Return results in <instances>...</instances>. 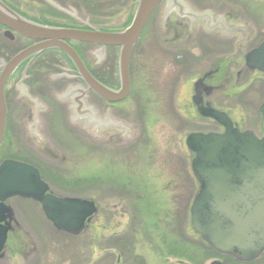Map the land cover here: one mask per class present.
Returning a JSON list of instances; mask_svg holds the SVG:
<instances>
[{
  "label": "rangeland",
  "instance_id": "374dc122",
  "mask_svg": "<svg viewBox=\"0 0 264 264\" xmlns=\"http://www.w3.org/2000/svg\"><path fill=\"white\" fill-rule=\"evenodd\" d=\"M4 1L28 19L42 24H78L68 15L69 18L57 16L53 7L45 5V0ZM48 1L94 29L119 32L130 23L137 0ZM183 1L201 9L213 8L223 14L241 10L243 15L264 17V0ZM159 15L155 11L133 52L130 98L124 108L121 106L123 110L119 115L123 121L112 120L120 128L111 126L103 130L105 133L109 131L106 134L95 133L93 126L82 124L83 121L72 115L73 103L68 101L69 96L67 101H58L66 90L61 93L54 90L57 100L54 102L45 94L44 88L53 90L59 84L47 78L45 73L43 76L31 73L29 83L35 96H31V100L39 106V111H48L41 117L53 153L57 155L56 159L47 157L52 164L43 167L52 174L47 180L57 193L93 201L98 212L85 230L74 237L55 231L40 214L33 213L28 219L24 218L26 228L22 232L31 238L35 247V256L28 264H186L177 257L164 254L169 245L166 244L165 249L159 237L167 234L165 231L168 232L165 239L169 238L170 243L175 241L180 246L175 254L187 249L186 255L192 251L194 257L199 255V248L195 245L200 239L193 237L195 233L189 217L198 186L191 174L192 156L186 149L185 138L190 133L211 131L212 126L183 112L189 103L191 61L188 53L172 48L175 45L169 44L170 37L164 38L168 43L162 42V17ZM257 24L261 26L264 22L257 21ZM25 44L23 41L7 42L0 31V66L4 63L3 57L10 58ZM79 50L85 54L87 47ZM51 54L44 55L48 64L53 60ZM96 54V51L91 57L85 54V62L89 67H101L104 74L109 73L112 85L118 87V50H105L102 57ZM39 78L45 83L36 84ZM14 83L8 86L6 97L8 128L12 133L16 129L21 131L17 110L25 102L20 91L17 90L18 99L14 96ZM172 111L179 116L173 117ZM125 129L128 133L119 139ZM93 135L102 139L97 140ZM17 136L6 151L0 149V161L22 149L21 139ZM112 138L111 145L103 144ZM97 147L107 148L101 151L99 160L94 155ZM199 258V264H210L214 260L238 264L215 254L203 253ZM18 261L12 260L10 264H19ZM256 264H264V254Z\"/></svg>",
  "mask_w": 264,
  "mask_h": 264
},
{
  "label": "water",
  "instance_id": "95a60500",
  "mask_svg": "<svg viewBox=\"0 0 264 264\" xmlns=\"http://www.w3.org/2000/svg\"><path fill=\"white\" fill-rule=\"evenodd\" d=\"M162 0H138L131 22L121 32H101L83 23L76 16L51 4L58 11L71 16L82 29L40 25L17 15L0 2V26L5 36L12 33L38 43L21 51L2 66L0 74V143L3 139L6 106L4 86L14 70L27 58L48 50H59L73 63L87 90L103 100L116 103L130 92L129 62L132 50L139 41L146 23ZM165 18L176 20L188 16L200 19L183 0H167ZM178 15L179 18H176ZM182 20V19H181ZM182 22V21H180ZM68 43H87L119 49L117 70L119 89L109 90L97 83ZM81 92V95H84ZM77 103V102H76ZM81 103L74 108L79 111ZM264 122V105L260 109ZM203 115L225 127L222 134L191 133L186 137L187 150L193 154L191 172L198 184L189 215L193 231L213 251L242 262L255 261L264 252V134L239 133L223 114L205 111ZM48 188L32 167L6 160L0 165V216L9 215L2 206L6 198L19 197L41 205L48 221L56 231L78 236L86 222L96 213L92 201L77 198H57L45 195ZM2 221V220H1ZM7 229L0 232V250ZM211 264H221L214 261Z\"/></svg>",
  "mask_w": 264,
  "mask_h": 264
},
{
  "label": "flooded vegetation",
  "instance_id": "af4514ba",
  "mask_svg": "<svg viewBox=\"0 0 264 264\" xmlns=\"http://www.w3.org/2000/svg\"><path fill=\"white\" fill-rule=\"evenodd\" d=\"M166 1L163 0L157 7L156 11L160 14L159 18L164 16ZM2 2L18 14L23 15L6 1L2 0ZM187 6L191 10L193 9L192 11L205 14L200 19H191L185 15L179 21L178 19L175 20L174 17H170L168 20L164 19L165 22L160 19L162 42L168 43L167 40L164 41V38L170 37L169 44L175 45L172 48L188 53L191 61L188 72L190 75L188 79L190 80L188 87L189 103L183 112L212 126L211 131L208 132L224 133L225 131V127L222 128L203 115L205 111L212 110L223 114L230 121L234 130L241 133L249 132L261 138L264 133L263 115L260 111L264 105V25H258L257 21L264 22V17L253 14L243 15L241 10H238L237 13L223 14L222 11L213 8L201 9L194 5ZM53 12L55 13V11ZM55 14L59 15L58 13ZM176 18H179L178 15H176ZM0 31H2V38L9 43H19L21 41L26 43L22 48L16 50L10 58L3 57L4 62L35 44V42L26 41L17 36L9 41L1 27ZM80 47H87L85 54L88 56L95 51L97 52L96 55H99L98 47L76 44L72 46V50L96 82L109 90H117L118 87L115 86L117 84L112 85V78L109 77V73L104 74L101 67H89L84 60L85 54L79 50ZM105 50H109V48ZM47 53H52L53 58L49 64L44 61V55ZM31 73H38L40 76L45 73L47 78H50L55 84H59L53 90L44 88L45 94L49 95L54 102L57 101L56 95L53 94L54 90L57 91L56 89L60 93L65 90L71 93L67 94L65 92L58 101H67L69 96L68 101L79 102V92L81 89L85 90L86 87L68 57L58 51H53L32 56V58L30 57L27 61H24L11 74L3 90L6 104L7 88L15 81L12 89L14 96L18 99L17 90L20 91L25 102H22L20 106L22 108L17 110L21 131L15 128L17 131L15 130L13 133L8 128V108L6 105V123L0 149L2 152L6 151L11 145V141L16 139V135L19 136H17L18 139H21L22 149L13 151L14 155L12 153L8 154L0 161V164L5 160H13L36 169L40 180L47 185L48 191L45 195L57 194L53 192L49 180H47V178L52 177V174L43 169V167L48 168L52 165L47 157L57 158V155L53 153L52 143L48 140L45 132V121L41 117L47 115L48 111H39V106L31 100V96L35 98L33 87L29 83ZM44 83L39 78L36 84ZM129 98L130 93L122 102L109 103L99 96L87 92L82 103L86 109L95 110V117L90 120V117H86L87 115L81 112L78 119L82 120L84 125L90 122L93 123L91 124L93 126L92 130L97 134H103L105 133L103 130L110 127L113 119L123 121L119 115L123 110L122 107L124 108L127 105L126 102ZM41 103L45 106L43 102ZM62 105H59V107ZM60 112L62 113L63 110ZM172 115L173 117L179 116L174 111H172ZM127 133L128 130L125 129L122 136L119 135L118 138L121 139ZM93 137L97 140L101 138V136L96 137L94 135ZM113 142L114 138L108 142H103V144L111 145ZM96 149L94 155L99 160L101 151L107 148L97 147ZM36 161L38 162L36 163ZM2 206L9 209V215L0 216V232L7 229L3 247L0 250V264H10L12 260H19V264H28L35 256V247L31 238L22 232V229L26 228L24 218L28 219L30 214L37 213L42 216L45 222L51 224L46 219L40 204L35 201L12 197L6 198Z\"/></svg>",
  "mask_w": 264,
  "mask_h": 264
},
{
  "label": "trees",
  "instance_id": "16d2710c",
  "mask_svg": "<svg viewBox=\"0 0 264 264\" xmlns=\"http://www.w3.org/2000/svg\"><path fill=\"white\" fill-rule=\"evenodd\" d=\"M167 234H165L164 236H162V237H159L160 238V240H161V242L163 243L164 242V246H165V249H166V244H168L169 245V249H166L165 251L166 252H164V254L165 253H167V255L169 256V257H177V259L178 260H180L181 262H185L186 264H192V263H194V264H199V262H200V258H199V255L200 254H202L203 255V253L204 254H206V253H208V254H210L211 256H212V254H214L212 251H210L203 243H201L199 240H198V242L196 243V245L195 246H197V248H199V251H198V256H197V258L196 257H194V251H192V252H189L190 253V255H186L185 254V252H188V250L187 249H184L183 251H181V253L178 255V254H175V252L176 251H178V248L180 247L179 246V244H177V242H171L170 243V241L168 240L169 238H166L165 239V237H167V235H168V232L167 231H165ZM193 237H195V238H198L197 237V235H194L193 234ZM183 238V237H182ZM165 239V240H164ZM188 247H190V246H188ZM193 247V246H192ZM180 252V251H179ZM176 255H178V256H176Z\"/></svg>",
  "mask_w": 264,
  "mask_h": 264
}]
</instances>
